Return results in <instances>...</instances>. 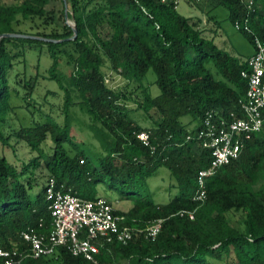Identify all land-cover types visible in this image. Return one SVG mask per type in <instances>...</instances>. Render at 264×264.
Instances as JSON below:
<instances>
[{
    "label": "trees",
    "instance_id": "1",
    "mask_svg": "<svg viewBox=\"0 0 264 264\" xmlns=\"http://www.w3.org/2000/svg\"><path fill=\"white\" fill-rule=\"evenodd\" d=\"M252 1L218 3L228 8L229 20L241 24L240 31L256 48V38L264 44V0ZM63 2L75 21V38V30L67 24L63 32L15 30L19 15L45 18L48 23L50 0L0 3V35L22 33L61 40L2 37L0 41V143L14 147L15 138L37 153L18 166L0 152V248L28 249L22 238L28 227L51 232L53 216L46 185L55 177L86 199L97 198L99 187L105 185L134 202L129 211H115L125 217L124 225L145 229L162 219L161 230L155 238L142 232L135 233L127 244L106 242L96 256L97 263L62 247L52 255L27 257L16 264H264V131L245 142L240 159L223 165L207 179L205 202L193 199L199 172L211 164L199 131L208 113L215 120L244 116L240 101L247 95L249 82L242 72L249 69L248 59L219 47L205 35L202 20L181 14L174 2ZM246 24L251 31L244 29ZM45 47L52 59L48 74L41 75L39 68L28 74V53L38 51V65ZM64 61L72 68V89L79 93V103L90 115L91 128L101 143L102 151L94 155L71 133L68 89L63 106L65 125L50 114L20 128L7 124L18 115V107L30 110L35 86L28 79L41 75L61 84L65 73L60 64ZM20 65L25 69L18 70ZM105 67L139 82L154 69L161 93L155 97L146 93L136 102L147 114L156 109L162 119L151 127L135 121L127 107L131 97L106 82ZM15 99L24 104L15 105ZM187 115L189 120L183 121ZM194 121H199L196 127H192ZM144 130L150 133L149 145L138 138ZM48 139L53 141L50 152L44 146ZM41 160L49 176L37 189L33 174ZM161 166L172 171L179 187V194L168 204L156 203L148 187V178ZM189 211L194 212L193 219ZM237 212L243 213L244 229L229 219ZM0 264H5L4 258L0 257Z\"/></svg>",
    "mask_w": 264,
    "mask_h": 264
},
{
    "label": "rangeland",
    "instance_id": "2",
    "mask_svg": "<svg viewBox=\"0 0 264 264\" xmlns=\"http://www.w3.org/2000/svg\"><path fill=\"white\" fill-rule=\"evenodd\" d=\"M27 0H0L2 4H18L24 3ZM219 0H181L178 4V11L187 16L194 17L202 20V28L205 30V35L215 40L219 47L227 50L233 55L242 58H250L256 51L255 46L251 43L245 33L238 30L235 25L229 20L228 8L218 3ZM48 23L45 18L32 17L24 19L21 15L18 16L17 23L14 24L15 30L28 31L31 33H52L63 32L65 25L74 26L75 21L73 17L66 16V8L63 0H50L46 6ZM68 13H71L68 8ZM51 18V19H50ZM104 32H109L106 27L102 28ZM40 63L37 65L38 51L33 50L28 53V64L26 72L28 74H35L39 68L41 75L48 74V68L52 64V59L49 55L47 47L40 53ZM18 70H24V65L17 67ZM63 70L64 78L62 82L54 79H45L43 76L36 78H29L28 84L34 85V92L31 93L32 104L29 108H17L18 115L13 116L7 122L11 128H20L21 124H30L34 121H42L47 114L53 116L61 125L66 124V114L63 106L66 101L67 89L70 92L72 103L69 110V124L72 135L77 141L83 143L87 152L91 155L102 151L101 143L95 137L94 131L91 128L92 121L88 112L82 108L79 103V93L72 89L70 83V72L72 68L65 61L60 64ZM106 82L113 88L120 89L126 92L131 99L128 101V109L132 118L143 124L146 127L154 125L156 120H161V114L152 109L149 114L145 113L142 109L138 108V103L145 97L146 93L155 97L161 93L160 87L157 83V74L154 69H150L146 75L139 82L137 80H129L122 75L115 73L110 68L105 67ZM29 76V75H28ZM23 97V96H22ZM15 105L24 104L20 103L19 99L14 100ZM19 117V118H18ZM190 116L183 117V121L189 120ZM199 121H194L192 127H196ZM14 147H3L0 143V152L5 154L11 162L18 166H22L24 162H29L36 152L31 151L27 144L17 139L12 140ZM53 141L48 139L45 143V149L50 152L52 149ZM74 153V151H72ZM34 178L36 179L35 187L38 189L41 184L45 185L49 176L48 170L45 168L43 161L41 165L34 169ZM38 184V185H37ZM149 190L159 204H168L179 194L178 182L172 171L166 167H158L152 175L148 178ZM99 196H103L110 200L116 209L121 211H129L134 202L121 197L115 190L107 188L105 185L99 187ZM229 219L232 224L244 229V216L243 213H231Z\"/></svg>",
    "mask_w": 264,
    "mask_h": 264
},
{
    "label": "built area",
    "instance_id": "3",
    "mask_svg": "<svg viewBox=\"0 0 264 264\" xmlns=\"http://www.w3.org/2000/svg\"><path fill=\"white\" fill-rule=\"evenodd\" d=\"M179 4L181 0H162ZM253 1L250 0V4ZM235 27L240 30L241 24ZM246 31H251L248 24ZM256 51L248 58L249 69L242 75L248 79L247 95L240 101L243 117L215 120L212 113L204 119L198 138L210 151L211 164L198 175V188L193 199L203 203L207 199V179L217 173L220 167L241 157L245 142L255 133L264 131V44L256 38ZM138 138L146 145L150 144V133L141 131ZM192 136H188L191 139ZM46 194L49 210L53 216V228L50 233L37 232L28 227L22 232L28 249L6 250L0 248V257L5 264L20 263L27 257L41 258L54 254L59 248H66L72 255L81 256L97 263V254L106 242L118 241L127 244L135 233L146 232L155 238L161 230L162 219L154 221L145 229L124 225L125 217L115 213L114 204L103 196L86 199L67 189L55 177L47 181ZM183 213V212H182ZM191 219L194 212H187Z\"/></svg>",
    "mask_w": 264,
    "mask_h": 264
},
{
    "label": "water",
    "instance_id": "4",
    "mask_svg": "<svg viewBox=\"0 0 264 264\" xmlns=\"http://www.w3.org/2000/svg\"><path fill=\"white\" fill-rule=\"evenodd\" d=\"M66 16L67 18L69 17L67 3H66ZM73 29L75 30V34L73 38H75L78 35V31L75 25L73 26ZM2 37H26V38H38V39H43V40H48V41H61V40L49 39L45 37H40V36L30 35V34H22V33H4L0 35V41Z\"/></svg>",
    "mask_w": 264,
    "mask_h": 264
}]
</instances>
